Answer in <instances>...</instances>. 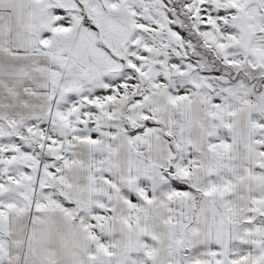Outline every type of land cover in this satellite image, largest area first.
Returning <instances> with one entry per match:
<instances>
[{"label": "snow or ice", "instance_id": "1", "mask_svg": "<svg viewBox=\"0 0 264 264\" xmlns=\"http://www.w3.org/2000/svg\"><path fill=\"white\" fill-rule=\"evenodd\" d=\"M0 264H264V0H0Z\"/></svg>", "mask_w": 264, "mask_h": 264}]
</instances>
